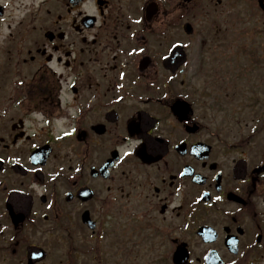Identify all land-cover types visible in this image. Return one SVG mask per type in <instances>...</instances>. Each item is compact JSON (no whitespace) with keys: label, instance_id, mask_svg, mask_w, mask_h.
Segmentation results:
<instances>
[{"label":"flooded vegetation","instance_id":"af4514ba","mask_svg":"<svg viewBox=\"0 0 264 264\" xmlns=\"http://www.w3.org/2000/svg\"><path fill=\"white\" fill-rule=\"evenodd\" d=\"M213 2L0 0V264H264V72Z\"/></svg>","mask_w":264,"mask_h":264},{"label":"rangeland","instance_id":"374dc122","mask_svg":"<svg viewBox=\"0 0 264 264\" xmlns=\"http://www.w3.org/2000/svg\"><path fill=\"white\" fill-rule=\"evenodd\" d=\"M234 3L236 4L235 0ZM237 4L236 7H231V0H222L221 5L213 2L206 11L192 18V22L204 33L207 49L214 50L215 46L224 47L227 43L221 42L229 41L231 38L234 41L231 46L236 57L235 66L239 73L246 72L250 65L249 60H252L255 65L249 67V75H262L264 15L257 7V0H238ZM222 50L224 52V48ZM155 256L158 254L150 255L144 243L137 255L131 253L127 247L119 251L118 255L111 252L103 259L107 260L105 264H155Z\"/></svg>","mask_w":264,"mask_h":264},{"label":"snow or ice","instance_id":"6c2138e0","mask_svg":"<svg viewBox=\"0 0 264 264\" xmlns=\"http://www.w3.org/2000/svg\"><path fill=\"white\" fill-rule=\"evenodd\" d=\"M124 155H125V156H128V155H130V153H127V152H126ZM217 199H220V197H217Z\"/></svg>","mask_w":264,"mask_h":264}]
</instances>
